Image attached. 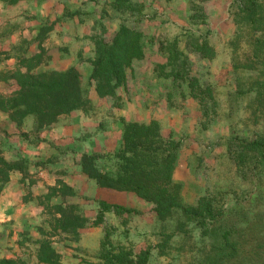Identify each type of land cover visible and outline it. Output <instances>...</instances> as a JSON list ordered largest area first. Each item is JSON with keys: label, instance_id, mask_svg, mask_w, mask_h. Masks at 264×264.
<instances>
[{"label": "rangeland", "instance_id": "1", "mask_svg": "<svg viewBox=\"0 0 264 264\" xmlns=\"http://www.w3.org/2000/svg\"><path fill=\"white\" fill-rule=\"evenodd\" d=\"M257 5L247 22V0H0V97L27 69L74 66L85 84L92 40H109L122 23L139 31L143 44L118 98L91 93L84 110L39 131L31 117L18 130L0 111L2 155L24 168L0 185V264H45L41 243L56 250L57 264H100L108 253L136 261L144 249L148 264H201L195 223L178 231L180 216L162 222L151 203L98 186L81 171L83 153L107 155L98 167L114 171L109 156L121 145L124 123L151 121L180 142L173 181L182 204L204 199L214 214L236 218L229 229L235 254L223 264H264V169L237 144L264 137V0ZM175 38L183 55L173 79L166 50ZM59 180L72 196H50Z\"/></svg>", "mask_w": 264, "mask_h": 264}, {"label": "trees", "instance_id": "2", "mask_svg": "<svg viewBox=\"0 0 264 264\" xmlns=\"http://www.w3.org/2000/svg\"><path fill=\"white\" fill-rule=\"evenodd\" d=\"M257 1L247 0L244 21L256 15ZM188 38L195 43L198 41L193 35H188ZM92 41L94 57L90 61V72L85 84L74 66L61 71L33 72L27 69L17 73L14 90L0 97V111L7 115L18 130L28 117L33 120L34 131H39L55 124L62 116L84 110L91 100V93L98 99H105L118 98L119 91L124 93L128 91L129 71L132 69L133 61L142 58L143 55L141 33L122 23L109 40L99 38ZM178 43V39L175 38L166 50L170 55L171 66L167 76L173 79L180 77L181 60L178 56L183 54L178 49ZM32 60H25L24 63ZM262 116L264 118V110ZM237 144L250 162L264 169V137ZM179 147V141L161 134L155 121L126 122L121 132V145L109 156L115 162L114 171L99 169V161L107 158V155L99 153H83L79 158V165L81 171L98 186L129 191L151 203V210L158 220L164 222L180 216L182 219L177 221L175 228L178 231H184L187 224L195 223L204 248L201 264H223L235 254L229 229L237 220L236 218L235 221L231 220L223 213L214 214L211 205L204 199L196 206L182 204L179 197L181 186L173 181ZM23 169L20 163L6 161L0 150V185L9 180L12 172H23ZM57 186L51 188L50 196L57 195V191L73 195L72 189L63 181H57ZM100 205L104 210H109L106 203L101 202ZM114 209L127 211L118 206H114ZM67 212L77 220L73 206L69 207ZM60 213L63 215L65 212L61 210ZM70 225L75 226L73 223ZM149 257L150 249L140 251L136 261L122 254L108 253L104 256V263L100 264H148ZM58 258L59 255L54 248L46 243L40 244L39 261L57 264Z\"/></svg>", "mask_w": 264, "mask_h": 264}]
</instances>
